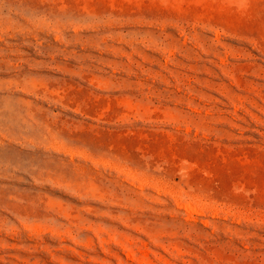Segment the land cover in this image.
Instances as JSON below:
<instances>
[{"label": "rangeland", "instance_id": "1", "mask_svg": "<svg viewBox=\"0 0 264 264\" xmlns=\"http://www.w3.org/2000/svg\"><path fill=\"white\" fill-rule=\"evenodd\" d=\"M0 264H264V0H0Z\"/></svg>", "mask_w": 264, "mask_h": 264}]
</instances>
